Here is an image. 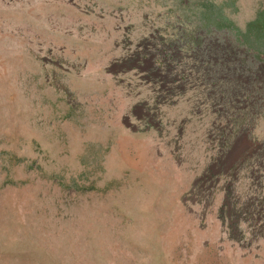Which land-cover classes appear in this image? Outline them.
I'll return each instance as SVG.
<instances>
[{
	"label": "rangeland",
	"instance_id": "rangeland-1",
	"mask_svg": "<svg viewBox=\"0 0 264 264\" xmlns=\"http://www.w3.org/2000/svg\"><path fill=\"white\" fill-rule=\"evenodd\" d=\"M264 0H0V264H264Z\"/></svg>",
	"mask_w": 264,
	"mask_h": 264
},
{
	"label": "trees",
	"instance_id": "trees-1",
	"mask_svg": "<svg viewBox=\"0 0 264 264\" xmlns=\"http://www.w3.org/2000/svg\"><path fill=\"white\" fill-rule=\"evenodd\" d=\"M255 26L261 27L264 34V16L262 14H260L259 17L256 18L254 22L248 25L249 29H253V30L255 29Z\"/></svg>",
	"mask_w": 264,
	"mask_h": 264
}]
</instances>
